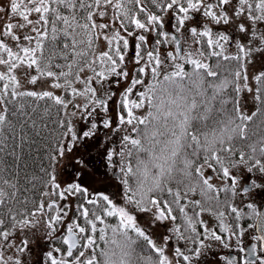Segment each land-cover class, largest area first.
I'll return each mask as SVG.
<instances>
[{
    "label": "snow or ice",
    "instance_id": "1",
    "mask_svg": "<svg viewBox=\"0 0 264 264\" xmlns=\"http://www.w3.org/2000/svg\"><path fill=\"white\" fill-rule=\"evenodd\" d=\"M212 252L264 264V0H0V264Z\"/></svg>",
    "mask_w": 264,
    "mask_h": 264
},
{
    "label": "flooded vegetation",
    "instance_id": "2",
    "mask_svg": "<svg viewBox=\"0 0 264 264\" xmlns=\"http://www.w3.org/2000/svg\"><path fill=\"white\" fill-rule=\"evenodd\" d=\"M248 222H250V221H248ZM245 243L246 244L250 243L249 234L245 235ZM220 251H223L225 254H228L230 250L220 249ZM204 259L206 261V264H224L223 261L218 260L217 252H212L209 256L205 257Z\"/></svg>",
    "mask_w": 264,
    "mask_h": 264
},
{
    "label": "trees",
    "instance_id": "3",
    "mask_svg": "<svg viewBox=\"0 0 264 264\" xmlns=\"http://www.w3.org/2000/svg\"><path fill=\"white\" fill-rule=\"evenodd\" d=\"M35 139H37V144H33V145H32V149H33V150H35V149L38 147V145H39V138H35ZM25 152H26V153L28 152V149H27V148L25 149ZM31 155L34 157V156H35V151H33V152L31 153Z\"/></svg>",
    "mask_w": 264,
    "mask_h": 264
}]
</instances>
